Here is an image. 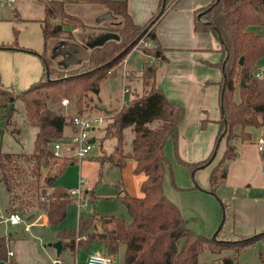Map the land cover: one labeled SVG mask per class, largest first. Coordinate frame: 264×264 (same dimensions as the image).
Here are the masks:
<instances>
[{"label":"trees","instance_id":"trees-1","mask_svg":"<svg viewBox=\"0 0 264 264\" xmlns=\"http://www.w3.org/2000/svg\"><path fill=\"white\" fill-rule=\"evenodd\" d=\"M84 3L102 6L121 19L116 30L105 31L115 38L94 47L87 59L70 71L55 70L53 63L42 55L44 72L39 81L20 94L0 88L2 101L12 104L15 99H20L26 120L37 128L31 153L0 151V184L7 195L6 214L18 212L28 217L38 210L46 214L49 225L63 221L67 205L73 199L55 182L66 164L60 165L54 174L42 176L43 165L52 157V144L64 137V127L72 118L54 105L63 104L64 100L73 101L77 114L83 113L89 93L97 94L101 83L111 76V71L137 48L148 57V61L139 73L129 76L141 81L144 89L138 95L134 94L119 110L105 112L103 138H115L117 144L114 154L98 161L123 168L128 158L133 159L134 174L145 176L140 184L142 196L134 197L127 192L120 196L131 217L130 223L112 214L80 216L76 229L58 232L63 245L72 251L83 248L89 252L101 246L109 254H116L123 245V264H200L198 257L205 247L214 253L225 249L238 252L255 242L257 236H264V230L238 239L218 240L217 236L212 239L197 235L189 229L188 220L177 205L164 193L166 172L172 177L171 163L164 153V146L169 138L176 142L179 123L185 113L182 106L169 101L156 87V69L165 58L155 27L172 7L171 1L160 0L157 12L144 26L133 23L126 0H84ZM44 7L45 18L40 25L45 48L52 40H71L72 32L65 29L67 27L62 20L71 17L81 29H87L76 16L67 13L64 3L45 2ZM199 14L201 17H197L194 30L210 33L217 41V52L221 55L218 64L222 72L219 131L206 159L195 163L180 161L192 173L208 166L224 138L225 149L209 176V191L214 192L226 178V164L238 156L237 144L250 140L246 128L264 124V76L261 80L252 76L257 62L264 56V35L249 31L251 27L264 26V0H213L197 10L196 15ZM12 16L20 19L15 9ZM141 40L150 42L152 46L138 47ZM0 49L19 48L0 45ZM19 50L36 54L30 50ZM241 58L243 63L239 64ZM236 90L238 101L234 96ZM2 101L0 106H4ZM127 128L133 133L129 143H126L124 135ZM223 209L225 211L226 205ZM6 248L4 238H0V261L6 259ZM222 264L239 262L235 257H224Z\"/></svg>","mask_w":264,"mask_h":264},{"label":"crops","instance_id":"crops-1","mask_svg":"<svg viewBox=\"0 0 264 264\" xmlns=\"http://www.w3.org/2000/svg\"><path fill=\"white\" fill-rule=\"evenodd\" d=\"M52 1L64 3L67 13L73 16H76L75 8L81 11L87 7L86 5H89L85 4L84 0H14L13 5L19 14L20 20L38 22L41 28L40 24L45 18L44 3ZM170 1L172 7L155 27V35L159 45L164 50L163 56L165 58V61L160 63L156 69V87L164 93L169 101L182 106L185 113L179 123L176 142L172 138H169L165 144L164 151L173 161L176 184L179 187L188 188L197 186L196 190L198 192H205L210 187L209 176L214 162L207 167L195 171L192 177H190L189 170L181 164L180 160L195 163L206 159L214 147L219 131V83L222 79V72L218 64L221 62V55L217 52L218 43L210 33L196 32L194 30L195 21L198 17L196 11L208 6L213 0ZM126 3L128 14L133 23L138 26H144L157 12L160 0H126ZM94 7L90 8L93 9V16H95L94 24L98 25L101 22L100 24L104 23L111 27L121 25L120 21L113 17L107 9L102 6L100 9L96 8V5ZM249 31L256 35H264V26H254ZM76 33L77 31L74 29L73 40L59 42L52 49H56L57 47L63 49L68 47V44H76L78 46L80 43V45H83L85 53L88 54L89 49L86 47L88 43H85V40L81 39L82 37L78 39ZM91 33L95 34L93 32ZM91 33L88 31L83 36L84 39L90 37L91 43L97 41L102 35L101 33L95 35ZM12 51L22 52L19 49ZM33 51L39 52L37 50ZM23 52L36 55L26 51ZM75 52L77 53L78 50ZM38 57L41 59L40 56ZM61 57L62 54L59 53L53 59L55 60V65L62 69L78 66L80 63L64 66V63L68 60H63ZM147 61L148 57L142 51L133 49L122 61L121 68L101 83L98 93L94 94V96L99 102L102 112L119 110L122 107V105L117 106L115 103L118 100L117 97H124L122 96V72H129V75L132 74L133 76L142 70ZM256 68L257 70H264V56L257 62ZM132 76H129L127 81L130 88V93L126 94L128 95V100L136 92H140L138 79ZM114 90L117 91L116 100L113 98ZM234 96L235 100L238 101V90H236ZM102 128L103 126L96 128L92 132L96 147L99 142V137L95 133L102 132ZM254 129L255 127L246 128L251 138L249 141L237 144L238 156L236 159L228 162L225 181L218 187L219 190L220 188L223 189L225 199L229 202L228 208L234 216L232 231L233 233H242V235H249L264 230V152H259L255 145V141L259 137L256 140L252 138V131ZM127 131L130 134L128 139L131 141L133 133L130 128H127L124 132L125 140H127ZM71 134L72 127L69 123L64 127V138L69 137ZM101 138L107 146L112 143L111 145L115 147L117 144L115 138L105 139L102 136ZM224 149L225 139L223 138L218 145L217 154H219L217 158H220ZM71 160L65 165L64 170L69 164L72 165L79 161L75 158H71ZM127 164L130 166L133 175L138 179V187L140 189V184L145 178L144 174H134L135 161L133 159L128 158L125 166ZM60 175L57 177L55 184L64 189H68L69 187H63L58 184ZM192 180L195 184H192ZM252 187L255 188V192L250 191ZM139 189L131 190L123 183V187L119 191L118 196L120 197L124 192H127L131 196L140 197L142 196V192ZM196 190L192 192H196ZM169 199L174 201L172 198ZM1 213L0 216L3 215V211ZM37 213L43 214L42 221L47 229L55 226L49 225L46 214L38 210H35L29 215L31 216L29 220L34 218ZM80 216H78V220ZM123 219L125 220V218ZM126 222L130 223L131 220ZM0 224L8 228L7 230L4 229L3 233H0V238H4L7 247L14 252L13 261L15 264H60L58 260L59 256L66 250L67 255L62 261L63 264H70V257L74 259L71 264H80V260L85 264V259L89 251L83 248H76L72 251L69 247L63 245L64 241L59 237L58 232L40 233L39 235L33 232L32 228L28 226V230L31 232L28 233L27 230H24V233H21V230L16 226L6 225L2 222ZM41 235L44 237H41ZM56 241H61L62 243V250L59 255H57L56 249L52 246ZM93 251L99 252L104 250L99 246L93 249ZM123 253L124 246L121 245L119 251L115 254V264H119V257L122 259L121 264H123Z\"/></svg>","mask_w":264,"mask_h":264},{"label":"rangeland","instance_id":"rangeland-1","mask_svg":"<svg viewBox=\"0 0 264 264\" xmlns=\"http://www.w3.org/2000/svg\"><path fill=\"white\" fill-rule=\"evenodd\" d=\"M86 6L87 7L81 11L78 8H75V15L78 17L80 22L87 27V29H81L80 24L75 20L70 19L71 17L69 19L62 20V23L65 27H67L65 29L72 32L71 40L74 38V29L77 31L76 37L78 39L82 37L81 39L85 40V43L89 44L91 43V38L86 37L84 39L83 37L88 31L95 34H105V31L116 30L119 27H111L104 23L100 24L101 22H99L98 25L94 24L95 22L93 21L95 16H93V9L90 8L95 7L94 5ZM14 8L13 4H6L0 0V42H2L0 45L12 46L30 51L37 50L39 52H36V55H30L23 51L20 52L0 49L1 89L12 91V94H20L31 84L39 81L43 77L44 66L42 60L38 56L44 55V57L53 63L52 67L57 71H70L78 67L75 66L62 69L61 67L55 65L56 63H54L55 60L53 59L55 55H53L52 47L58 44L59 41H49L48 46L45 48L39 23L24 20L22 21L20 19L17 20L12 16ZM96 8L100 9L102 7L96 5ZM113 17L115 16L113 15ZM117 20L121 23L120 18H117ZM66 41L69 40L66 39ZM73 46L78 48V52L62 56L61 58L63 60H71L76 56H79L84 51L83 45H80V43L78 46L76 44H73ZM140 46H143V42H141ZM121 63L122 62H120V64H118V66L111 71V73L117 72L121 68ZM140 82L141 81L138 80L139 91L141 92L144 88ZM140 92H136L135 94L138 95ZM116 94L117 91L114 90L113 98H115V100ZM2 99L3 98L0 96L1 101ZM117 99L118 100L115 101L116 105H122V101H128V95H124L123 100L122 97H117ZM86 100V108L80 115L105 116V112L101 111V106L94 94L89 93ZM2 103H4V106H0V151L31 153L34 147L33 141L37 128L30 125L26 120L22 101L20 99H15L11 104L9 101L3 100ZM10 108H12L11 112H9ZM54 108H60L62 113L65 115H77L76 106L73 101H69L66 104H55ZM114 111L115 110H111L110 112ZM95 134L99 137V142L97 143V147L93 155L86 160L77 161L72 165L69 164L58 178V184L60 186L69 188H75L78 185L79 180L83 179V193H85L84 200L87 202V205L83 208H79L76 200L73 199L72 202L67 205L66 216L63 221L48 229L43 224L42 213H37L34 218L28 221L26 220V216H24V221L16 226L21 230V233H24V230H27L28 233L31 232L28 230V226L32 228L33 232L38 233L39 235L40 233H57L62 228L74 229L78 223V216H86L93 212L98 214H114L125 218L126 221L131 220L126 207L118 194L123 187V183H125L131 190L139 189L138 179L133 175L128 164L123 168H119L117 166H110L108 163L101 164L97 161L114 154V146L111 145L112 143L108 146L104 143L101 138V136L103 137V131L96 132ZM263 134L264 124L262 126L255 127L252 131V138L256 140L258 137L263 136ZM129 135V132L127 131V140H129ZM127 140H125L126 143H129L130 140ZM125 148L128 149L127 145H125ZM218 154L216 153L213 161L209 164L211 165L214 162L212 168L219 160V158H217ZM165 155L171 163L172 177L167 171L164 180V193L168 199H174V201L171 199L169 200L177 205L183 217L188 220V227L193 233L212 238V235L218 229L224 217L221 230L218 235H216L218 240L238 239L239 237L253 234L242 235V233H233L234 216L232 211L228 208L229 202L225 199L223 189L220 188L219 190L218 188L220 185L214 192L209 191L210 187L205 192H198L196 190L197 186L194 187L195 189L179 187L175 181L173 161L166 153ZM70 161H72L70 157H63L61 159H53L50 157L42 167V176H45L46 173L54 174L60 165L64 163L68 164ZM181 164L189 170V175L192 177L193 173L191 170L182 162ZM226 167L228 169V164H226ZM192 184H195L193 180ZM254 189L255 188L252 187L250 191L255 192ZM195 190L196 192H192ZM6 200L7 195L0 184V213L3 211V215L7 213L4 210ZM223 205H226L225 211H223ZM6 227L0 224V233H3L4 229L7 230L8 228ZM11 231H13V229H11ZM41 237L44 236L41 235ZM256 239L257 240L255 242H252L238 252L234 249H225L219 253H214L205 247L200 253L198 261L200 264H222V258L235 257L239 264H264V236L259 235ZM8 249L9 248L7 247L5 251ZM99 252L108 253L105 251ZM66 255L67 250L59 256L58 260L60 261V264H63L62 261ZM112 255L115 257V254ZM73 261L74 259L70 257L69 263L71 264ZM79 262L80 264H83L81 260ZM121 262L122 259L119 257L118 263L121 264Z\"/></svg>","mask_w":264,"mask_h":264},{"label":"built area","instance_id":"built-area-1","mask_svg":"<svg viewBox=\"0 0 264 264\" xmlns=\"http://www.w3.org/2000/svg\"><path fill=\"white\" fill-rule=\"evenodd\" d=\"M6 4H13L14 0H1ZM143 42V46H140ZM152 44L148 41H140L138 47L148 48ZM137 49V48H135ZM252 76L261 80L264 76V70H255L252 72ZM129 72H122V96L130 93V88L127 84ZM124 97H122L123 100ZM68 103L66 100L63 104ZM126 103L122 101V105ZM104 116H91V115H73L70 121L72 127V134L67 138H61L54 142L51 146V156L53 159H61L63 157H70L78 159L79 161L89 158L96 150L94 136L92 132L96 128H100L104 125ZM93 139V142H91ZM255 145L259 152H264V136H260L256 141ZM83 179H80L78 185L75 188H68L66 192L69 197L76 200L78 207H84L87 202L84 200L83 193ZM24 221L23 216L18 212H11L0 216V222L10 225L17 226ZM14 252L10 249L6 252V259L0 261V264H15L13 261ZM85 264H115V257L112 254L91 251L87 254Z\"/></svg>","mask_w":264,"mask_h":264},{"label":"water","instance_id":"water-1","mask_svg":"<svg viewBox=\"0 0 264 264\" xmlns=\"http://www.w3.org/2000/svg\"><path fill=\"white\" fill-rule=\"evenodd\" d=\"M218 0H216L217 2ZM201 15L198 16V18H200ZM115 38L113 35L111 34H108V33H105V34H102L99 39L97 41H95L94 43H89L87 44V48L90 50H92L94 47H98V46H101L102 44H104L106 41L110 40V39H113ZM65 45V44H64ZM69 46L68 47H65V48H60V47H57L56 49H53V54L54 55H57V54H62V56L64 55H68V54H71L75 51L78 50L77 47L73 46L72 44H68ZM88 57V54L85 53V51H83L79 56H76L75 58L71 59V60H68L67 62L64 63V66H69L70 64H77L79 62H82V61H85ZM243 63V59L241 58L240 61H239V64H242ZM60 65V64H59ZM91 142H93V139H91ZM31 218V216H28L26 217V220H29ZM223 224V220L221 221V224L220 226L218 227V229L215 231V233L212 235V238L214 239L218 233V231L220 230L221 226ZM52 246L56 249V253L57 255H59L61 253V250H62V243L61 241H56L55 243L52 244Z\"/></svg>","mask_w":264,"mask_h":264}]
</instances>
